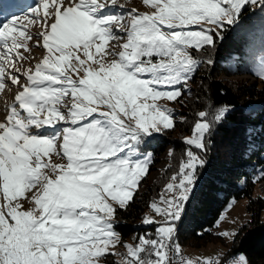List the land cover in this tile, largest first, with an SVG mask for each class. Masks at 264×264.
I'll list each match as a JSON object with an SVG mask.
<instances>
[{
  "label": "snow or ice",
  "instance_id": "snow-or-ice-1",
  "mask_svg": "<svg viewBox=\"0 0 264 264\" xmlns=\"http://www.w3.org/2000/svg\"><path fill=\"white\" fill-rule=\"evenodd\" d=\"M144 2L155 9L151 15L115 12L117 0H38L30 14L0 26V89L4 65L27 59L18 51L33 38L25 21L40 24L47 51L34 71L16 68L26 83L0 122V264H98L112 255L108 248L120 242L116 209L128 206L151 160L142 147L174 127L171 110L157 101L181 96L177 86L201 63L191 49L214 48L245 5L264 10V0ZM110 41L117 43L106 50ZM8 75L19 82L20 75ZM206 115L199 113L185 140L187 159L166 185L171 196L161 197L164 207L151 205L162 219H144L156 225L154 238L125 245L126 264H192L175 259V226L206 163L192 150L207 151ZM233 264L247 261L241 255Z\"/></svg>",
  "mask_w": 264,
  "mask_h": 264
},
{
  "label": "trees",
  "instance_id": "trees-1",
  "mask_svg": "<svg viewBox=\"0 0 264 264\" xmlns=\"http://www.w3.org/2000/svg\"><path fill=\"white\" fill-rule=\"evenodd\" d=\"M200 52L201 63L190 79L196 83L194 95L184 102L175 100L182 117L174 119V127L164 130L173 129L176 133L169 167L146 184L141 193L135 191L126 208L117 207L113 220L115 230L122 238L133 234L135 242L145 234L154 238L156 225L136 224V221L151 201L164 194L167 181L179 171L188 147L184 136L192 131L199 113L205 112V119L211 121V131L205 137L207 151L193 149L206 163L197 169V181L184 204L180 220L176 222L175 241L180 250L185 246L198 248L217 240L225 243L216 229L220 212L231 197H246L248 216L238 225L224 253L227 256L236 253L232 258L243 252L249 264H264V196L253 193L255 185L264 179V79L255 84V81L247 83L229 77L244 72L256 78L249 72L255 73V64L264 56V10L245 5L238 22L226 27L223 38L215 40V47L205 46ZM209 58L213 61L211 65L207 62ZM248 99L263 100L249 103ZM222 108H227V112L217 122L215 116ZM153 138L156 140L151 146L154 158L168 137L162 133ZM143 179L144 176L139 183ZM114 255L104 256L102 264H121ZM192 264L200 263L194 260Z\"/></svg>",
  "mask_w": 264,
  "mask_h": 264
},
{
  "label": "rangeland",
  "instance_id": "rangeland-1",
  "mask_svg": "<svg viewBox=\"0 0 264 264\" xmlns=\"http://www.w3.org/2000/svg\"><path fill=\"white\" fill-rule=\"evenodd\" d=\"M19 1H21V0H19ZM21 2L22 3H21L20 7H18V6L14 7L13 5L10 6L12 8V10L10 12H8L4 18L3 17L0 18V21H1L0 26H2L3 23L7 22L8 20H12V19L18 18V17H23V16H25V14H30L32 8L36 7L38 4V0H25L24 2L23 1H21ZM65 3H68V0H65ZM113 10L115 12H120V13H123L125 15L132 10H135V12L137 14L143 13V14H148V15H151L155 11V9L151 8L150 5L146 4L144 2V0H117L116 5L113 6ZM3 13H4V10L0 9V17H1V15H3ZM24 23L27 24L28 30L33 34V38H32V40L27 41V45H28L27 51L24 48L18 49L19 53L22 56L27 57V59H20V60L13 59L9 64L4 65L5 74L3 77V83H4L5 87L3 89H0V111H1V108L4 104V102H6V105L9 102H12V99L15 98L17 91L20 90V85L26 83V78L22 74L16 73V68H21V73L27 69H32L34 71L35 65L43 59L44 55L47 54V51L43 48V44H42L43 40L41 37L38 36V30H42V29H40V24L39 23L29 24L27 21H25ZM192 27H199V26H192ZM114 31H115V29H114ZM117 35H120V33L117 32ZM116 43H117L116 41H110L109 44L106 46V50H110ZM0 51H3V50L0 49ZM93 51H94V49H93ZM190 51L192 52L193 57L195 59L199 60L198 53H201L200 51H202V49L199 52H197L195 49H191ZM12 55L15 56V53H13ZM5 59H7V57H5ZM153 60H155V57H153ZM0 63H2V61H0ZM202 63H204V61H202ZM13 64L15 65V67L11 66ZM253 69H254V72L257 75L258 79L252 78L250 76V74H246L244 72L234 73V74H231L229 77L241 79L242 81L247 82V83H254V81H255V84H256V82H258V84H259V82L262 79H264V56H262L260 58V60L255 64ZM9 73L20 75V79H19V82L17 84H13L12 81L10 79H8ZM221 75L224 76L225 74L221 73ZM190 81H192V80H188L186 85H181L182 94H181L180 98L177 97L174 100L161 99V100L157 101L158 104H160V105L168 108L169 110H171L173 121L175 118H181L182 117L181 113L177 110V101H175V100H179V101L184 102V100L190 99L194 95L193 85H195L196 83L195 82L192 83ZM177 87H180V85H178ZM188 89H190V91H188ZM65 99L66 100L70 99V97H65ZM262 100L263 99H257V100L248 99L249 103L260 102ZM173 110L175 111V114H173L174 113ZM7 115H8V112L5 113V118H7ZM193 128H194V126H193ZM172 130L173 129H171L170 131H167V132L163 130L164 131L163 133H165L166 137H168L167 143L165 144L164 147H162L159 150L158 153L155 154L154 163L151 165V167L149 166L150 168H148L146 173L143 175L144 179L138 184V187L135 190L137 193H141V191H143L144 188L146 187V184L149 185L152 181H154L157 177H159V175L161 174V172L165 168L169 167V159H170V153H171V149H172V141L174 140V138H176L175 137L176 133H175V131H172ZM154 135H156V134H154ZM154 135H153V137H154ZM191 136H192V131L190 133L186 134L184 136V139L186 140L187 138H190ZM153 137L150 138L146 142V144L142 147V151H145V152L150 151L152 153L151 160L153 159V150H152L151 146L156 143V140ZM187 148H185L183 160L187 159V157H186V149ZM192 150L199 155L198 151L194 150L193 148H192ZM47 159L48 158L46 157L45 160H47ZM51 159L53 162H60L58 160V158L55 157V155H51ZM151 160H150V162H151ZM171 177L167 181L166 185L169 182H171ZM163 193L164 194L161 195L157 200L151 201L149 206H147L145 208L143 216L140 218V220L136 221V224L144 223L145 217H151V218H154L156 220L162 219L161 216H159L155 213V211L151 207V205L155 202L158 206L164 207V204L161 200V197L169 198L171 196V193H169L166 190V186H165V189L163 190ZM253 193L254 194L260 193L261 195L264 196V179L259 181L255 185ZM246 201H247L246 197H240V198L231 197L228 200V202L224 205V207L222 208V210L220 212V216L217 220V226H216L217 231L222 234L225 243L222 242L221 240H217V241L208 242L204 246H201L198 248L185 246L184 247L185 249L184 250L182 249V251L190 259L189 261H194V260L196 261L197 260L200 263L203 260L204 261L209 260V261L214 262V264H216V262L220 263L221 261L224 264H227V262L230 261L229 264H233L234 260L238 259V257L241 255L246 258L245 254L243 252H239L237 254V257H232V258H231V256L236 254V253H232L228 256L225 255V253H224V249L226 248V246L230 243L231 239L233 238V235H231V234L236 232L238 225L248 216V213L245 209ZM5 203L6 202L3 199L2 193H0V210L6 211V209L3 208ZM24 207L27 208L28 205L25 204ZM262 218H264V210L262 212ZM155 230H156V226H155ZM115 232L119 235L120 242L117 243L115 247L110 246L108 248V252H113L115 254L114 256H116L115 258L117 261L121 262V264H126V261L128 259H131V257L128 256V248L125 247V245H131V246L135 247L138 242H135V239L133 238V236H134L133 234H132V236L122 238V237H120V234L116 230H115ZM225 233H228L229 235H225ZM230 258H231V260H230ZM103 261H104V258L102 257L98 261V264H102ZM246 261H247V264H249L247 258H246Z\"/></svg>",
  "mask_w": 264,
  "mask_h": 264
},
{
  "label": "bare ground",
  "instance_id": "bare-ground-1",
  "mask_svg": "<svg viewBox=\"0 0 264 264\" xmlns=\"http://www.w3.org/2000/svg\"><path fill=\"white\" fill-rule=\"evenodd\" d=\"M18 1V2H17ZM21 1H25V0H21ZM21 1L19 0H0V9L4 10V13L3 14H6L8 12H10L12 10V8L10 6H14V7H20L21 6ZM12 2V3H11ZM1 17H3V15H1ZM0 17V18H1ZM5 17V16H4ZM1 22V21H0ZM42 43V42H41ZM43 44V43H42ZM35 68V67H34ZM9 79V77H8ZM191 82V81H190ZM180 98V97H179ZM15 99V98H14ZM12 99V102L13 100ZM7 119V118H6ZM153 163V162H152ZM176 242V241H175ZM181 255L186 259V261H189V258L186 256V254L183 253V251L181 250L180 251ZM199 263V262H198ZM201 264V262H200Z\"/></svg>",
  "mask_w": 264,
  "mask_h": 264
},
{
  "label": "built area",
  "instance_id": "built-area-1",
  "mask_svg": "<svg viewBox=\"0 0 264 264\" xmlns=\"http://www.w3.org/2000/svg\"><path fill=\"white\" fill-rule=\"evenodd\" d=\"M181 258H183V260L186 261V259L181 255V253H180L178 256L175 257V259H176L177 261H179ZM186 262H187V261H186ZM229 263H230V261L227 262V264H229Z\"/></svg>",
  "mask_w": 264,
  "mask_h": 264
}]
</instances>
